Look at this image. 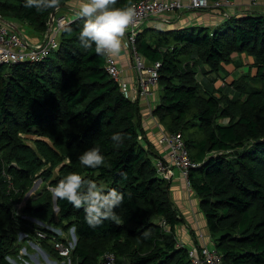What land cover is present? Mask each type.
Returning <instances> with one entry per match:
<instances>
[{
	"label": "trees",
	"instance_id": "trees-1",
	"mask_svg": "<svg viewBox=\"0 0 264 264\" xmlns=\"http://www.w3.org/2000/svg\"><path fill=\"white\" fill-rule=\"evenodd\" d=\"M71 1L38 13L22 0H0V15L21 35L27 26L43 41L52 12L53 19L63 16ZM67 19L57 48L44 58L0 65V264H14L9 257L17 253L20 232L54 252L49 241H62L55 228L73 229L71 264H103L106 254L114 255V264H191L177 244L183 220L169 181L156 171L160 156L143 131L138 100L120 93L104 54L81 47L83 18ZM145 24L135 38L137 52L160 64L152 114L164 131L180 134L198 164L188 179L213 247L222 264H264V10L225 16L217 26ZM234 53L250 64L231 79ZM113 133L123 135L119 146ZM93 146L105 156L95 169L79 162ZM70 172L124 193L114 209L119 219L93 229L82 209L53 199L48 187ZM36 179L42 187L16 212Z\"/></svg>",
	"mask_w": 264,
	"mask_h": 264
},
{
	"label": "built area",
	"instance_id": "built-area-1",
	"mask_svg": "<svg viewBox=\"0 0 264 264\" xmlns=\"http://www.w3.org/2000/svg\"><path fill=\"white\" fill-rule=\"evenodd\" d=\"M252 3L255 4V1L252 0ZM230 5V0H137L132 5L135 15L123 34L124 46L129 50L131 66L136 76L135 83L129 86L121 77V70L115 56L104 54L107 75L117 83L120 93L131 102L148 97L152 88L157 86L160 64L159 62L148 63L138 54L135 38L141 26L148 20L167 13L208 9L217 11ZM67 23L68 19L64 15L53 19L44 40L40 44H32L26 36L7 25L0 15V65L38 61L44 58L50 50L57 48L60 30ZM157 144L165 149V155L154 161L157 173L169 180L173 170H179L187 190L191 191L188 173L198 164L191 160L180 134L162 131L157 138ZM37 235L43 237L40 233ZM177 244L183 246L178 242ZM53 248L62 258H69L73 247L54 240ZM187 253L191 264H222L221 254L214 247L203 245L197 249H187ZM114 260V255L106 254L103 264H114Z\"/></svg>",
	"mask_w": 264,
	"mask_h": 264
},
{
	"label": "clouds",
	"instance_id": "clouds-1",
	"mask_svg": "<svg viewBox=\"0 0 264 264\" xmlns=\"http://www.w3.org/2000/svg\"><path fill=\"white\" fill-rule=\"evenodd\" d=\"M117 0H80L76 15L83 18L78 39L83 49H94L96 54L118 55L122 49V37L135 15L132 6L115 7ZM23 7L34 9L38 13L59 7V0H22ZM5 22V21H4ZM6 23V22H5ZM12 25V24H11ZM14 29V25H12ZM111 141L116 146L123 143L121 133H113ZM79 162L86 168H98L105 164V156L98 146L85 149L79 155ZM124 173L121 176L124 177ZM53 195L59 200L70 203L74 208L82 209L84 222L90 228H97L105 221H117L114 209H118L125 198L121 191L70 172L52 188ZM150 233L146 230L144 238Z\"/></svg>",
	"mask_w": 264,
	"mask_h": 264
},
{
	"label": "crops",
	"instance_id": "crops-1",
	"mask_svg": "<svg viewBox=\"0 0 264 264\" xmlns=\"http://www.w3.org/2000/svg\"><path fill=\"white\" fill-rule=\"evenodd\" d=\"M79 2L80 0H72L68 4V6L70 7L66 8V10H63V15L66 17L77 16L76 12L78 10ZM71 8H73V10L69 11ZM227 9H223L221 11L228 12L229 16L242 14L244 12L261 11L258 7L249 8L250 10L248 11L245 9L244 6L241 5H238L235 9H232V12L226 11ZM183 12H178L179 15H175L173 13L164 14L162 16L148 20L145 25L151 27L164 26L167 28H172L178 26L179 24H184L185 22H188V24L217 26L223 19V16L219 14L220 12L216 10H209L208 12L202 14L196 12L189 14L188 12L192 11L186 10ZM216 13H218V16L215 15ZM194 14H200V18L194 16ZM213 15H215L216 17H213ZM195 17L198 19L195 20ZM124 39L125 36L123 35L121 52L118 55H115V58L120 67L122 79L127 82L129 86H132L135 83L136 76L131 66L129 50L124 46ZM32 40V42L29 41L32 44H40L42 42V40H39L35 37L32 38ZM227 69L229 68L227 67ZM230 75H228L229 78L231 77ZM157 101V86L152 88V92L148 97L138 99L139 108L141 112V124L145 136L153 143L156 150L158 151V155L160 157H163L165 155V149L157 144V138L159 134L164 131V129L152 114V110L155 107L154 104L157 103ZM168 181L170 183V198L173 201L176 210L179 212V216L183 220L182 223L178 224L175 229L177 242L183 245L188 250L197 249L203 245L213 247V243L206 228L204 217L198 207V200L192 190H187L180 171L174 169L172 172V176Z\"/></svg>",
	"mask_w": 264,
	"mask_h": 264
},
{
	"label": "rangeland",
	"instance_id": "rangeland-1",
	"mask_svg": "<svg viewBox=\"0 0 264 264\" xmlns=\"http://www.w3.org/2000/svg\"><path fill=\"white\" fill-rule=\"evenodd\" d=\"M255 4L252 3V0H230L231 5L229 7H225L223 8L224 10L227 9L226 11L232 12V9H235L238 5L244 6L246 10H250L249 8H253V7H258L260 8V10H264V0H254ZM223 9H218L217 11H219L223 17L228 16L229 13L228 12H223L221 10ZM211 9L208 10H201V11H192V12H188L189 14L196 12V13H206ZM183 13H187V12H183ZM173 14L175 15H179L178 12H174ZM213 14V13H212ZM216 16H218V13L215 14ZM215 15H213V17H216ZM181 16V15H180ZM194 16L199 17L200 14H194ZM194 18L195 20L198 18ZM200 18V17H199ZM184 24H188V22H185ZM146 26V25H145ZM22 33L28 38L29 41H33L32 40V30L29 27H24L22 28ZM232 58L235 60V65L236 67L233 68V66H228V70H230V76L233 75V77H231V79L236 78L237 76H240L241 73L240 72H245L247 70V67L250 64V59H248L247 57H245V55H241L239 56L237 53H234L232 55ZM240 66V67H239ZM234 69V71L232 70ZM241 70V71H240ZM226 74V72H225ZM229 78V76H227ZM225 77V78H227ZM198 78L201 80L202 76L200 75V73L198 74ZM206 79L208 78H213L211 75H207L205 77ZM227 78V79H228ZM215 87L219 88V85H222V81L221 79L216 80L214 83ZM220 85V86H221ZM259 84L258 82L253 83L254 87H257ZM157 103L154 104V106ZM28 144H30V142H28ZM5 178L6 180H10V176L5 174ZM43 182H41L40 179H36L33 182L32 187L30 188V190L24 195V197L15 205V209L16 212H19L20 209L23 207V205L25 204L27 198H29L30 196H33L36 194V192L42 187ZM48 189L51 191L52 193V188L48 187ZM53 199H55V196L53 195ZM35 223H38L35 220H32ZM40 224V223H38ZM42 225V224H40ZM55 232L56 234H58L61 238H62V242H64L65 244H68V246H72L74 245V239H73V235H72V231L71 229L68 230H64L61 231L60 229L55 228ZM53 242L54 240H50L49 243L52 244L53 247ZM18 250L17 253L15 255H12L9 257V260L11 262H13L14 264H71V259L69 258H58L59 254L54 250V252H50V251H45V249L43 248V246L41 245L40 241H37V239L33 236V238L31 236H28L25 233L20 232L18 234ZM55 253L57 254V256L55 255Z\"/></svg>",
	"mask_w": 264,
	"mask_h": 264
},
{
	"label": "water",
	"instance_id": "water-1",
	"mask_svg": "<svg viewBox=\"0 0 264 264\" xmlns=\"http://www.w3.org/2000/svg\"><path fill=\"white\" fill-rule=\"evenodd\" d=\"M53 16H54V12H52L51 17H50L49 22H48L47 34L49 33L50 27L52 25ZM6 24L9 25L10 27H12V25L10 23L6 22ZM71 231H72V235H73V239H74V244H75V235L73 233V229L72 228H71Z\"/></svg>",
	"mask_w": 264,
	"mask_h": 264
},
{
	"label": "bare ground",
	"instance_id": "bare-ground-1",
	"mask_svg": "<svg viewBox=\"0 0 264 264\" xmlns=\"http://www.w3.org/2000/svg\"><path fill=\"white\" fill-rule=\"evenodd\" d=\"M42 234V233H41ZM42 238V237H41ZM45 238V237H44Z\"/></svg>",
	"mask_w": 264,
	"mask_h": 264
}]
</instances>
